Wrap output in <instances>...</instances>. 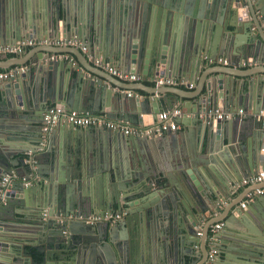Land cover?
<instances>
[{
  "label": "water",
  "instance_id": "obj_1",
  "mask_svg": "<svg viewBox=\"0 0 264 264\" xmlns=\"http://www.w3.org/2000/svg\"><path fill=\"white\" fill-rule=\"evenodd\" d=\"M258 12L264 17V0H0V44L27 37L77 36L91 39L100 56L127 72L190 80L203 55H228L234 64L249 56L263 61L264 18L259 19ZM50 53L39 57L31 75L17 73L0 84V179L15 159V165L32 172L33 162L40 161L35 165L42 179L33 186L15 181L0 199V264H181L186 260L182 254H190L198 241L201 220L211 210L207 202L216 204L236 179L257 172L262 142L259 123L241 117L208 118L219 108L216 105L226 111L237 106L225 93L228 85L220 77L212 88L207 87L204 101L214 106L203 112L204 119L201 112L191 119L200 124V131L204 129L198 138L193 132L186 137L169 129L150 138L68 123L65 147L55 148L56 133L45 138L42 130L44 112L52 104L92 113L105 111L107 105V118L136 124L144 114H151V122L155 121L162 110L173 109L179 97L164 95L166 91L155 87L152 99H141L135 93L114 92L103 81L85 83L77 69L66 60L50 58ZM72 73L76 81L69 85ZM259 81L263 88L264 80ZM248 91L237 103L258 118L264 91L257 95V103L261 102L257 111L254 91ZM28 122L32 125L27 126ZM30 137L32 146L27 149L5 143ZM67 148L73 157L65 164ZM28 149L30 163L23 156ZM43 163L49 171L42 172ZM64 166L73 167L74 174L71 168L68 175L62 174ZM30 195L37 200L33 212L37 219H32L39 236L29 241L40 259L25 248L29 241L16 228L17 214L26 216L20 205L24 207ZM244 198L223 217L226 230L218 242L216 263L264 264V194L242 207ZM77 207L85 214L126 209V215L113 224L90 225L68 219ZM215 210L220 211V205ZM211 224L204 228L206 257ZM159 241L168 242L163 256L155 250L150 253ZM7 243L12 252L16 246L10 263L13 253L7 251Z\"/></svg>",
  "mask_w": 264,
  "mask_h": 264
},
{
  "label": "crops",
  "instance_id": "obj_2",
  "mask_svg": "<svg viewBox=\"0 0 264 264\" xmlns=\"http://www.w3.org/2000/svg\"><path fill=\"white\" fill-rule=\"evenodd\" d=\"M256 0H252V2H254ZM260 12V11H259ZM258 12V18L262 19L264 17L260 16V13ZM92 18V15L91 17ZM254 28H252L251 30H253ZM244 38L248 37V33H242ZM88 47L89 52L93 53L94 56L96 57H101L104 58L102 56L99 55L96 46L93 47L91 45V39H87V38H80ZM93 41V40H92ZM71 48V51H68ZM51 53H50V52ZM46 53H50V58H52V56L56 53H69L71 55V57L73 58V61L71 60H66L67 63H69L70 66H73V69H77L75 70V73L78 71L79 73L82 74L84 81H86L85 83H87L90 80L93 81H103L104 84L108 85L109 88H111L114 92H118V93H123L125 94L126 92H128L129 90L135 92L136 94L141 95L140 98L141 99H152L153 96H151V90L155 89H160L163 91H166L164 95H167L169 97H179V100L176 101V103H174V107L173 108H177V107H181L182 109V117L179 116L177 118V129L175 130H170L173 133L176 132H180L181 135L186 136L189 135L190 133H192L194 138H198V136H201L204 134V129L202 131H200V124L195 125L191 119L193 117H196L198 112H201L200 117L203 118V112L207 111V108L209 106L213 107V105H210L209 102H204L207 99V94H208V90L207 87H211L213 86V82L217 81L218 79L223 80L225 82V85H228V89H224L225 93L228 92L229 96H232L230 101L233 102V104H237V106L233 107L230 111H226L227 109L225 108H221V106L216 105L220 108L221 111H225L229 116H227V118L229 119H233V117H241L242 119H246V121H255L256 123L258 122L260 125V128H257V130H259V132H261V135L259 136L260 140L263 142L264 140V121L260 120L259 118L254 117L253 112L251 110L247 111L246 114L241 115L239 114V109L240 108H244L242 106H239V103H237L239 101V96L241 94L244 93H248V90H253L254 91V95H255V111H257L258 109L261 108L260 103L258 102V93L260 91H264V87L261 88V79L264 80V59L263 61H260V59H255L254 56H249L247 59L249 60H253L254 62H252V64H246V65H238V64H234L235 63V59L231 56L228 55H218V56H224L227 57L231 60V64L229 65H223V64H213V63H209L204 59L203 55V61L198 69V71L195 73V75L192 77V79H190V81L193 83L192 86H186V85H176V86H158L156 85L153 81L150 80V77H152L153 75H144L142 73H137L139 74V79L135 80V81H129V80H122L117 78L116 76H113L111 74H109L108 72H105L103 69L99 68L98 66H96L94 64V62L89 58V54L88 52L83 51V49L81 47H69V48H64V47H52V46H46V45H42V46H34V47H28L27 49H25L23 52H21L20 54H8V55H4V54H0V70L1 71H8L9 69H13L16 67H22L24 66L26 68V73L29 75H31L36 67V65L38 64V59L39 57H42L44 55H46ZM105 59V58H104ZM241 60H246V59H240ZM111 63V62H110ZM115 66L127 71L124 67L120 66V65H116ZM23 73V72H20ZM73 74L72 75L68 74L69 76V81L68 84L69 85H73V82L76 81V79L73 78ZM90 74V76H88ZM72 76V78H70ZM185 79H187V77L185 76H181ZM12 79V78H11ZM11 79L9 80H3L0 81V84L2 83H7L9 82ZM81 79V78H80ZM86 85V84H84ZM212 85V86H211ZM86 87V86H84ZM172 91V92H169ZM177 91V92H176ZM223 90H221V95H223ZM180 94L179 96L176 94ZM161 96V95H160ZM174 99V98H173ZM138 104L140 102H137ZM61 104V103H58ZM55 105V104H52ZM51 105V106H52ZM63 105V104H61ZM181 105V106H180ZM64 106V105H63ZM223 106V105H222ZM260 107V108H259ZM110 107L109 106H105V111H100V112H96V113H103L105 114V116L107 117V110H109ZM245 109V108H244ZM264 109V108H263ZM262 109V110H263ZM78 110V109H75ZM170 109H164L163 111H167ZM246 110V109H245ZM46 111V110H45ZM90 112V111H88ZM205 118V117H204ZM203 118V119H204ZM226 118V119H227ZM151 120H153L151 114H144V119L142 122H137L136 124L132 123L131 121H123L127 124L130 125H134V126H140V125H146V124H151ZM180 120H185V123H180ZM121 121V120H118ZM207 120H203V123L206 124ZM32 125V123L28 122L27 126ZM68 123L66 122H59L57 123L53 130L49 133V134H53L54 132L55 134V145H53V147L57 148L59 145L62 144L63 147H65L66 144V139H64V131H65V126H67ZM34 126V125H33ZM95 129H99L101 127H97L94 126ZM191 129H193V131H191ZM116 131H120V130H116ZM34 131L31 130V133H33ZM122 133H124L121 130ZM29 132H25L24 135H29L31 134ZM51 134V135H52ZM125 134V133H124ZM32 135V134H31ZM121 135V134H120ZM126 135V134H125ZM143 137V136H142ZM154 137V136H153ZM150 137V138H153ZM158 137V136H155ZM33 139V137H30L29 139H20V140H5V143L9 144V145H14L16 146V148H18V150L22 149H27L30 148L32 145L30 143V141ZM29 150V149H28ZM26 150L25 153L30 152L31 150ZM20 155L18 154L16 157H19ZM25 156V154L23 155ZM73 157V151H71L70 148H67V150L65 151L64 154V162L65 164H68V158L71 159ZM260 162H259V167L258 170L259 171L261 168H264V157L260 151ZM45 160V159H44ZM14 163H16V159L13 161V165H12V169H15L16 171H18V173L21 176H25L28 179L33 180L34 177H37V180L33 181V183L31 185H26V186H33L35 185V183H38L39 180H42L41 177L38 176V174H36L37 166L35 167V172H32L30 169H28L27 167H23L21 165H15ZM40 163V161H36L35 164ZM42 165L46 166L42 172H46L49 171V167L47 164L43 163ZM71 168V173L74 174V169L73 167L70 166H64L62 171L64 175H68V170ZM32 169V168H31ZM245 177V176H244ZM197 181L199 182V184L203 185L202 182L199 180V178L197 177ZM237 181V179H236ZM46 183H48L46 181ZM156 185V184H153ZM264 186V181L263 182H259L256 184H250L247 186H244L242 188H240L237 192H224L223 193V197L216 203V204H212L210 201L207 202V206H209V208L211 209L208 213H206V217L202 218L200 226H199V231L202 232L201 235H199L198 237V241H196L195 244H193L191 246V250L193 249V251L190 252V254H182V257L185 256L186 260L182 261L181 264H193V262L197 261V264H202L205 260H206V252H204V241L206 240L205 237V233L204 230L206 229V224L210 223L212 221V223L215 222H225L224 221V216L225 214L228 212V210L230 209V207L238 200L241 199L242 197H245L246 193L250 190H254L256 188H260ZM156 189H158L157 186H155ZM259 196V195H258ZM25 197V196H24ZM254 201V200H253ZM36 196L30 195L26 200H25V206L23 207L22 205H20V209L23 210V212H26V216L23 214H17L16 219H17V223H16V228L19 229L21 231L20 234H23L27 240H30V237L32 236H39L38 233H36V229L34 228V223H33V219H37L35 217H37V214H33V212L35 211V207H36ZM28 203V205H27ZM217 204L220 205L221 210L217 212V210H215V207H217ZM131 207H128L127 209H130ZM213 208V209H212ZM33 209V210H31ZM74 213H79V214H85L82 209H79V207L74 209ZM126 210V209H123ZM106 211H110L108 209H106ZM96 213V212H94ZM72 214V213H71ZM58 216H56L57 218ZM33 218V219H32ZM233 219L235 221V223H233V226H237L238 225V219L236 217L233 216ZM91 225V224H90ZM92 225H100V223L98 224H92ZM205 228V229H204ZM210 228V226H209ZM226 229L223 227L220 232H219V241L221 240V234L222 232H224ZM41 235V234H40ZM208 241V239H207ZM7 251L8 252H12L10 250L11 248V244L7 243ZM25 248L28 250H30V248H34L32 241L26 242L25 243ZM46 245H48L46 243ZM15 248L16 246H14V252H15ZM207 248H208V244H207ZM151 251L156 252V255L159 254L160 256L164 255L166 251H168V242L165 241H159L156 243L155 247L151 248ZM28 250V251H29ZM14 252H12L13 254L10 255V259L8 260V263L11 262V259L13 261V257H14ZM220 252V250H219ZM169 253H172V250L169 251ZM205 253V254H204ZM144 258L145 260L148 258V252L146 253V250L144 251ZM216 264H226V263H216Z\"/></svg>",
  "mask_w": 264,
  "mask_h": 264
},
{
  "label": "built area",
  "instance_id": "obj_3",
  "mask_svg": "<svg viewBox=\"0 0 264 264\" xmlns=\"http://www.w3.org/2000/svg\"><path fill=\"white\" fill-rule=\"evenodd\" d=\"M52 46V47H81L83 51L88 52L89 58L94 62L96 66L103 69L105 72L116 76L122 80L135 81L139 79V74L133 72H127L109 61L101 57L94 56L93 53L89 52L87 45L77 36L73 37H27L16 43L12 44H0V54H20L28 47L34 46ZM54 60H71L73 58L69 53H56L52 56ZM204 59L213 64H231V60L224 56L211 57L205 55ZM253 60H241L238 65L252 64ZM255 63V62H254ZM26 68L24 66L16 67L9 69L8 71L0 70V81L9 80L13 78L17 73L25 72ZM90 76V74L88 75ZM150 80L153 81L158 86H176V85H186L192 86L193 83L189 79L183 77H173L165 76L160 74H155L150 77ZM128 93L131 95L135 92L129 90ZM136 94V93H135ZM140 97L141 95L136 94ZM247 111L244 108L239 109V114L244 115ZM182 114V109L180 107L173 108L167 111L160 112L157 115V119L151 124L134 126L127 124L123 121H117L109 119L105 114L101 113H92V112H83L75 109H68L61 104H55L46 109L43 117V126L42 130L44 137L46 138L48 134L53 130L54 126L59 122L72 123L75 126H97V127H108L114 130H122L126 135H136V136H160L165 131L177 129L178 123L177 118ZM229 116L225 111H221L220 108L211 111L208 115L210 120H224ZM260 120L264 121V109L261 110L258 115ZM44 144V143H43ZM261 153L264 157V140L261 144ZM32 151L25 153V161L27 163L31 162ZM36 160L33 162V169H35ZM37 180V177H34L33 180L28 179L25 176H21L18 171L11 169L10 171L4 173L0 179V199L5 194L8 186L15 181H22L25 185H31L33 181ZM264 181V168H261L254 174L243 177L241 180L235 181L231 186V191L237 192L240 188L256 184ZM264 194V186L250 190L246 193L244 200L240 203V206L246 207L247 204L255 199L256 196ZM126 215V210H115V211H104L102 213H90V214H79L72 213L68 215V219H78L83 220L88 224H102V223H116L118 220L122 219ZM224 227V222H215L210 225L209 235H208V254L206 260L202 264H216L219 259V232ZM202 232L199 231L201 235Z\"/></svg>",
  "mask_w": 264,
  "mask_h": 264
},
{
  "label": "trees",
  "instance_id": "obj_4",
  "mask_svg": "<svg viewBox=\"0 0 264 264\" xmlns=\"http://www.w3.org/2000/svg\"><path fill=\"white\" fill-rule=\"evenodd\" d=\"M30 250L35 253L36 259H40L41 258V255L34 248H30Z\"/></svg>",
  "mask_w": 264,
  "mask_h": 264
},
{
  "label": "flooded vegetation",
  "instance_id": "obj_5",
  "mask_svg": "<svg viewBox=\"0 0 264 264\" xmlns=\"http://www.w3.org/2000/svg\"><path fill=\"white\" fill-rule=\"evenodd\" d=\"M261 144H262V142H261ZM260 149H261V147H260Z\"/></svg>",
  "mask_w": 264,
  "mask_h": 264
}]
</instances>
